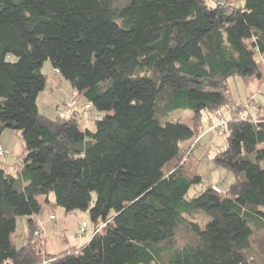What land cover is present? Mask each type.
I'll use <instances>...</instances> for the list:
<instances>
[{
  "label": "trees",
  "instance_id": "obj_1",
  "mask_svg": "<svg viewBox=\"0 0 264 264\" xmlns=\"http://www.w3.org/2000/svg\"><path fill=\"white\" fill-rule=\"evenodd\" d=\"M243 2L0 0V136L25 148L13 173L0 158V264H264V105L228 84L264 81V0ZM46 62L72 89L64 117L37 105ZM175 109L191 123L163 121ZM218 113L209 160L233 181L189 199L202 178L188 161ZM50 196L88 211L79 249L47 254L35 235ZM179 228L195 237L180 248Z\"/></svg>",
  "mask_w": 264,
  "mask_h": 264
},
{
  "label": "rangeland",
  "instance_id": "obj_2",
  "mask_svg": "<svg viewBox=\"0 0 264 264\" xmlns=\"http://www.w3.org/2000/svg\"><path fill=\"white\" fill-rule=\"evenodd\" d=\"M209 3H214L217 0H207ZM220 2H229L233 3V5H243V0H218ZM8 60L13 61L15 58L11 55L7 57ZM49 65L48 62L44 65V70L46 69V66ZM253 81V83L251 82ZM258 83V88L254 94H251V89H254L255 83ZM64 83H66V90L61 91H50L48 87L44 90V92H41L38 99H37V105L39 107V110L43 113H45L48 117L54 118L56 115H58V110L55 107V104L59 100H68L72 95V89L70 87V84L64 80ZM264 81L263 80H248V79H242L241 77L235 76L230 77L228 79V84L230 87V90L234 97L239 101H245L247 98L253 97V103L256 105L262 104L264 105ZM260 84V85H259ZM260 89V94L258 93ZM251 93H250V92ZM254 91V90H253ZM251 94L248 96V94ZM192 119V112L190 110H184V109H175L171 110L163 115V121L169 120V121H180L186 124H190ZM208 117L205 116L202 126L204 127L205 131L203 132L204 135L202 136L201 140L199 141V144L195 146L193 150V157L190 159L191 166L195 168V171L201 176L202 181L199 185L192 186L188 193L187 198H192L195 195H197L199 192H201L206 186H209L211 184H216L219 186L220 189L226 190L229 185L233 181V176L231 173H229L227 170L223 168H217L213 165L212 161L209 160L210 156L214 154V152H217L220 150V148H223L225 142L224 139L219 136L222 134H219L217 131V128L214 126L217 123L216 119H212V121L216 122L213 125H210L207 121ZM83 121L80 120L79 125L82 127ZM88 124V123H87ZM89 126L91 128H94L93 122L89 123ZM5 131V134L2 137V140L9 141V149L11 151L15 148V155L12 154L11 156H8L7 158L1 160L4 161L7 165L10 166H16L20 165L23 161V158L19 157L21 150L17 149L16 144L19 141L23 144L22 140L18 137L16 132L10 130V129H3ZM191 142V141H190ZM188 142L189 144H191ZM25 149V148H24ZM196 160L198 162L196 163ZM2 166V164H1ZM264 167V163L262 164ZM92 198L94 200L95 193L92 194ZM51 203L48 205H45L42 212L39 216H47L48 213H52L55 216V219H51L53 221H50L46 224V231L48 232L47 238L50 237L51 240L54 242L56 241L57 245H62V248H69L70 246L74 245L75 242L73 241V237L76 232V236L81 237L83 234L89 235L92 232L93 229V223L90 220L88 211H82V210H72V211H65L63 207L57 206L54 204L53 196H50ZM43 197L41 198V201L43 202ZM49 218V217H48ZM191 219L198 223L200 227H204L207 222L210 221V218L205 215L203 212H195L193 215H191ZM82 222L86 223L85 232L79 233V227ZM45 231V232H46ZM79 233V235H78ZM41 236L43 235V230L40 228V233L38 234ZM65 235L68 240L63 241L62 236ZM46 235L44 234V237ZM194 235L190 232H187L185 228H179L175 232V245L177 247H182V245L186 243H191L194 240ZM51 248V247H50ZM59 248V246H58ZM51 250H57L51 248ZM59 250V249H58ZM58 252V251H56Z\"/></svg>",
  "mask_w": 264,
  "mask_h": 264
},
{
  "label": "crops",
  "instance_id": "obj_3",
  "mask_svg": "<svg viewBox=\"0 0 264 264\" xmlns=\"http://www.w3.org/2000/svg\"><path fill=\"white\" fill-rule=\"evenodd\" d=\"M44 71L48 73V75H47V87H48V89L50 91H61V90H66L67 89L66 88V83H64V81L60 78V76H58L54 71L51 70L49 65L46 66V69ZM253 79L254 78H251V79H248V80H253ZM256 80H260L261 81V79H256ZM251 82L253 83V81H251ZM257 86H258V83L256 82L254 89L250 90L252 93L250 91L249 92L251 94H254L256 92V90L261 87L260 86V87L257 88ZM250 93L248 94V96L251 95ZM39 95L37 96V99H38ZM68 100H70V98ZM68 100H66V101H68ZM63 102H65V100L57 101L56 104H55L56 109H57V105L61 104ZM215 122H216V120L215 121H212V120L208 121V123H210L209 127H210V125H213ZM4 134H5V131H2L1 136H0V145L9 152L7 157L11 156L12 154L15 155V148H14L13 151H11L8 148L9 147L8 146L9 145V141H6V140L3 141L2 140V137H3ZM15 147H17V149L21 150V152H20L21 154L20 155L18 154V156L23 158L24 150H25L24 149V145H22V143H20L18 141ZM2 162L4 164L3 166L5 167V169L7 171H9L10 173L14 172V168L12 166L7 165L6 163H4V161H2ZM39 215L37 216V222H38L39 227L41 228V230H43L42 239H43V244H44V250H45V252L47 254L55 255V254H58V253H60V252H62L64 250H67V249H70V248H73V247L79 249L81 246L86 244L88 242V240L90 239V237L92 236V232H91L89 235L83 234L81 237H78V236L75 235L76 232H77V231H75V234H74V237H73V241L75 242V244L70 246L69 248H62V245H57L56 241L54 242L53 240H51L50 237L47 238L48 232L46 231V224L48 222H50V221H53L55 219V216H54L53 220H50L48 217H49V215H53L52 213H48L47 216H44V215L39 216ZM44 234L46 235L45 237H44ZM62 240L65 241V240H68V239H67V237L65 235H63L62 236ZM12 241L14 243H17V244H20V242H21L20 240H17L15 235L12 236ZM58 246H59V248H58ZM50 247L53 248V249L57 248V250H51ZM56 251H58V252H56Z\"/></svg>",
  "mask_w": 264,
  "mask_h": 264
},
{
  "label": "built area",
  "instance_id": "obj_4",
  "mask_svg": "<svg viewBox=\"0 0 264 264\" xmlns=\"http://www.w3.org/2000/svg\"><path fill=\"white\" fill-rule=\"evenodd\" d=\"M86 108L88 106H85ZM74 109L75 106H74V103L71 101V100H68V101H65L63 103H61L58 107V112H59V115L61 117H64L66 116V113H67V109ZM216 128H217V131L219 134H222L225 130V127H226V123H225V119L223 117V115H220L219 113L217 114V123L216 125H214ZM6 154H8V151L3 149L1 146H0V158L4 157ZM212 189L213 190H216L218 191V188L215 186V185H212ZM54 216L53 215H49V219H53ZM85 226H86V223L85 222H82L80 227H79V233L81 234L82 232H85ZM40 233V231H36L35 232V235H38ZM78 233V235H79ZM43 264H46L47 261L44 260L42 262Z\"/></svg>",
  "mask_w": 264,
  "mask_h": 264
}]
</instances>
